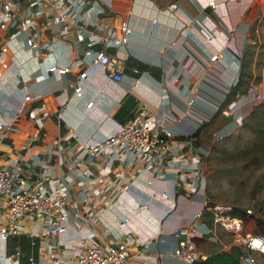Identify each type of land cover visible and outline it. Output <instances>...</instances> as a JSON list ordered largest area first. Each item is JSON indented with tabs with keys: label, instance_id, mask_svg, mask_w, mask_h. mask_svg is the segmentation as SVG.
I'll return each mask as SVG.
<instances>
[{
	"label": "crops",
	"instance_id": "1",
	"mask_svg": "<svg viewBox=\"0 0 264 264\" xmlns=\"http://www.w3.org/2000/svg\"><path fill=\"white\" fill-rule=\"evenodd\" d=\"M79 1L64 0L61 6L36 5L34 26L23 23L0 29V71L12 64L14 53L24 66L26 80L18 87L12 83L1 87L0 125L4 114H13L26 94L34 100L26 103L23 118L17 124L24 125L35 110L50 116L42 127L32 123L26 130L21 128V134H9L10 149L4 152L16 157L14 151L22 149L34 169V181L41 182L46 175L50 179L44 181L48 190L64 183L68 190L64 212L69 217V230L58 240L45 230L39 216L27 218L20 233L6 242L0 241V264H50V256L57 253L66 264H78L82 249L120 241L134 245L131 264H183L174 255L178 240L175 229L189 226L204 201L209 207H217L210 202L214 182L208 173L207 157L212 144L247 132L264 140V102L252 107V96L246 92L249 88L254 92L263 89L264 95V0H216V10L208 7L210 0H88L85 22L58 27L50 21L59 11L73 9ZM176 2L181 9L169 12V6ZM95 10L102 22L128 32L130 43L120 49L112 45L102 48H115L114 52H107L123 60L122 81L112 83L107 72L94 67L84 83L85 97L79 100L69 85L87 70L85 57L97 52L94 46L101 43L104 35L95 32L98 25L92 26ZM191 19L193 24L188 23ZM233 26H239V30L229 43L228 29ZM19 28L23 35L18 38L15 52L7 44ZM80 29L83 40L79 38ZM33 32L38 49L31 51L24 38ZM210 37L211 43L207 41ZM254 38L259 44L251 48L249 42ZM217 53L223 56L212 63L210 56ZM14 67L22 68L17 63ZM68 67L70 73L58 76L57 68ZM104 87L106 91L101 95ZM91 99L95 104L88 107ZM62 108L58 125L57 114ZM145 109L171 129L175 156L183 164H173L157 176L119 160H91L83 153L87 142L104 140L120 124H130ZM34 136L29 147L28 138ZM179 142L191 144L179 151ZM49 148L52 152L42 154ZM260 154L264 157V152ZM197 157L200 159L193 166L201 169L204 182L195 194L188 186L179 189L176 184L179 177L187 180L184 163L192 165ZM258 181L252 189L254 207L258 209L252 214L246 213L250 209L226 213L241 221L240 233L224 231L213 223V215L206 213L201 223L209 228V233L203 227V233L189 238L199 255L207 259L234 248L245 255L241 238H264V187H258L263 185L264 176ZM125 186H129L127 191ZM153 191L167 192L171 198H156ZM138 203L148 204L149 212H138ZM124 216L132 218L125 236L119 228ZM6 223L5 207L0 202V224ZM32 231L36 234L35 246L27 234ZM17 252L20 256L15 255ZM251 255L257 264H264L263 255ZM240 264L247 263L240 259Z\"/></svg>",
	"mask_w": 264,
	"mask_h": 264
},
{
	"label": "built area",
	"instance_id": "2",
	"mask_svg": "<svg viewBox=\"0 0 264 264\" xmlns=\"http://www.w3.org/2000/svg\"><path fill=\"white\" fill-rule=\"evenodd\" d=\"M28 5L17 0H0V29L5 25L17 27L19 24L35 25L34 17L37 13L34 12V6H61L64 0H28ZM70 1V0H69ZM88 0H80L77 2L73 9H64L58 12L56 18L53 21L58 27L68 25L70 22L75 24L79 22H85L86 12L85 8L89 5ZM217 1L210 0L208 7L213 10L217 9ZM181 9V4L176 2L169 6V12H178ZM98 10H95L93 15L96 16L95 23L92 26H96L95 32H102L104 35L101 38L103 45H112L117 49L124 48L130 43V35L128 32H120L117 28L109 23L102 22L97 15ZM15 15V16H14ZM156 22V21H155ZM193 19L189 20V24H193ZM186 28V24L184 26ZM239 26H233L228 29V42L232 41V38L238 32ZM80 40H83V29L78 31ZM23 35V30L20 28L10 36L7 46L15 51L16 44H19L18 38ZM36 33H29L25 36V44L31 51L38 49L36 42ZM212 37V36H211ZM208 38L207 41L211 43L212 38ZM16 52V51H15ZM223 54L217 53L210 56V61L218 62L221 60ZM86 69L81 72L75 81L69 85L73 91L75 98H84V83L88 79L89 72L94 67H99L104 72L108 73L109 79L112 83H120L123 79V60L115 59L107 51L100 50L97 52H89L85 57ZM19 62V63H18ZM11 65L6 68L5 71H0V90L1 87L7 84H15L18 87L22 82L26 80L23 77L24 66L19 61L18 57L13 53L11 59ZM15 63L21 64V69H16ZM56 72L58 76H64L71 72L69 68H57ZM135 73H139L136 69ZM139 80V79H138ZM106 87L100 90V94H104ZM252 96L253 103L263 100V95L260 92H254L250 90L248 92ZM7 100V98H5ZM34 98L29 94L25 95V98L17 106L16 111L11 114L6 112L3 116V124L0 125V202L5 207V215L7 223L0 224V241L6 242L10 237L17 235L23 230V222L27 218H34L39 216L43 220V227L47 230L54 239L58 240L65 235L69 230V217L64 212V208L68 203L67 188L64 183L59 182L52 190H48L44 181L50 180L44 176L45 180L41 182L34 181V169L32 164L26 159V154L22 153V149L14 151L16 157L9 156V153H5L4 149H10V145L7 143L8 135L11 133L21 134L23 131L17 126V123L23 118V112L25 111L26 103L33 101ZM95 104V100L89 101L88 107H92ZM64 112V108L57 114V123L61 125V115ZM225 114H227L225 112ZM49 115H41L38 110L31 113V122L34 125L43 124L48 120ZM31 127V126H30ZM35 136L28 138V146L31 147L32 141ZM221 139V138H220ZM176 148L182 151L184 148L190 145V142H179ZM26 144V143H25ZM175 136L171 129L160 122L156 116H154L149 109H145L133 121L128 125H119L118 129L110 136L101 141L87 142L84 146L85 154H88L92 159L99 158L101 161L111 163L114 160H119L126 163L128 166L139 168L143 171H151L157 176L163 175L167 169L173 166V164H183L182 161L175 156L174 145ZM52 152V148L47 149V152L42 154H48ZM34 159V158H33ZM38 159V157H37ZM200 157L192 160V165L185 162L184 166L188 168L187 180L181 181L180 177L177 180V188L181 189L184 186H188L189 189L198 193L203 188L204 176L202 171L198 167H194V162H198ZM70 180V178L67 177ZM66 180V179H65ZM129 186L124 187V191H127ZM152 195L156 198L163 200H170V195L167 192L153 191ZM150 206L145 203H138L137 210L141 213H148ZM207 212L213 215V223L219 224L222 228L232 234H238L242 230V223L236 218L227 216V212L221 207H209L207 202L204 201L200 211L196 212L192 217V222L189 226L184 228H176L174 234L177 236V248L174 255L183 264H198L201 260H206V257L198 254L196 246L190 237L193 234L203 233L202 228L205 227L201 220L204 218ZM248 214H252L251 210L247 211ZM132 218L130 216H124L120 223L119 228L122 235H126V231L131 223ZM207 228V226L205 227ZM204 232L209 233V228ZM32 246L36 245V234L28 232ZM184 235V236H183ZM244 247L246 254L241 256V262L247 264H257L255 257L251 253H259L264 256V238L255 235H248L239 241ZM259 242V243H257ZM56 246H58L56 244ZM133 247L125 241H120L112 245L107 246H94L86 247L81 250L78 264H131L133 258ZM20 252L15 255L20 256ZM1 258V256H0ZM50 264H66L60 253L50 256ZM34 263L33 258L30 259Z\"/></svg>",
	"mask_w": 264,
	"mask_h": 264
},
{
	"label": "rangeland",
	"instance_id": "3",
	"mask_svg": "<svg viewBox=\"0 0 264 264\" xmlns=\"http://www.w3.org/2000/svg\"><path fill=\"white\" fill-rule=\"evenodd\" d=\"M256 40H250L251 48L258 47L259 43ZM261 86L262 84L258 87L262 89ZM262 90L261 95H263ZM262 102H264V95L263 100L254 102L252 107ZM262 152H264V140L260 137L255 139L254 132L250 135L247 132L240 136L236 134L233 137L218 139L212 144L211 153L207 157L208 173L214 182V186L211 187L210 202L219 205L218 207L223 208L227 213H231L233 209H250L255 212L258 208L254 207L255 197L252 195V189L264 176V157L260 154ZM258 187L263 189L264 182ZM245 226L248 227V222ZM223 230L220 233L226 234Z\"/></svg>",
	"mask_w": 264,
	"mask_h": 264
},
{
	"label": "trees",
	"instance_id": "4",
	"mask_svg": "<svg viewBox=\"0 0 264 264\" xmlns=\"http://www.w3.org/2000/svg\"><path fill=\"white\" fill-rule=\"evenodd\" d=\"M32 124L30 117L27 118V121L24 125L17 124L18 127L26 130L27 126ZM242 252L237 248H234L231 252H221L215 255L208 257L206 260H201L198 264H240V258Z\"/></svg>",
	"mask_w": 264,
	"mask_h": 264
},
{
	"label": "water",
	"instance_id": "5",
	"mask_svg": "<svg viewBox=\"0 0 264 264\" xmlns=\"http://www.w3.org/2000/svg\"><path fill=\"white\" fill-rule=\"evenodd\" d=\"M102 48H103V44H102V43L96 44V45L94 46V49H95L96 51H100V50H102ZM107 51H108V52H114V51H115V48H108Z\"/></svg>",
	"mask_w": 264,
	"mask_h": 264
},
{
	"label": "snow or ice",
	"instance_id": "6",
	"mask_svg": "<svg viewBox=\"0 0 264 264\" xmlns=\"http://www.w3.org/2000/svg\"><path fill=\"white\" fill-rule=\"evenodd\" d=\"M257 243H259V242H257Z\"/></svg>",
	"mask_w": 264,
	"mask_h": 264
}]
</instances>
